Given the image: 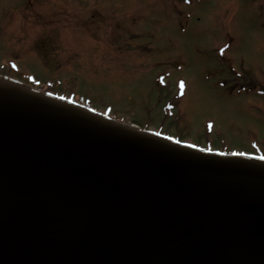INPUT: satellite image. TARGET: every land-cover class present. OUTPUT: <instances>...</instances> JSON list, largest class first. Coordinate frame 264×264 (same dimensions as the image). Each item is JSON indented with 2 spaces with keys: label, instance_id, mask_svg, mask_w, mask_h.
<instances>
[{
  "label": "water",
  "instance_id": "obj_1",
  "mask_svg": "<svg viewBox=\"0 0 264 264\" xmlns=\"http://www.w3.org/2000/svg\"><path fill=\"white\" fill-rule=\"evenodd\" d=\"M0 264H264V159L0 76Z\"/></svg>",
  "mask_w": 264,
  "mask_h": 264
},
{
  "label": "rangeland",
  "instance_id": "obj_2",
  "mask_svg": "<svg viewBox=\"0 0 264 264\" xmlns=\"http://www.w3.org/2000/svg\"><path fill=\"white\" fill-rule=\"evenodd\" d=\"M0 62L143 128L264 153V0H0Z\"/></svg>",
  "mask_w": 264,
  "mask_h": 264
},
{
  "label": "snow or ice",
  "instance_id": "obj_3",
  "mask_svg": "<svg viewBox=\"0 0 264 264\" xmlns=\"http://www.w3.org/2000/svg\"><path fill=\"white\" fill-rule=\"evenodd\" d=\"M180 87H181V89L183 90L184 85L181 84ZM61 99H63V97H61ZM209 127H211V125H210ZM157 135H159V133H157ZM232 155H243V153H232ZM260 159H264V157H260Z\"/></svg>",
  "mask_w": 264,
  "mask_h": 264
}]
</instances>
